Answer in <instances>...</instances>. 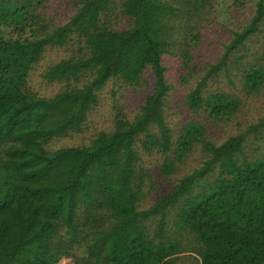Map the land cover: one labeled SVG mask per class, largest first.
Returning a JSON list of instances; mask_svg holds the SVG:
<instances>
[{
    "label": "trees",
    "instance_id": "trees-1",
    "mask_svg": "<svg viewBox=\"0 0 264 264\" xmlns=\"http://www.w3.org/2000/svg\"><path fill=\"white\" fill-rule=\"evenodd\" d=\"M53 1L0 0V264H264V116L221 144L204 122L175 131L165 62L195 82L191 112L229 123L264 89V0H232L252 13L215 63L198 53L215 0ZM37 75L59 87L43 95ZM110 82L150 91L101 131ZM197 147L201 164L156 196Z\"/></svg>",
    "mask_w": 264,
    "mask_h": 264
},
{
    "label": "rangeland",
    "instance_id": "rangeland-1",
    "mask_svg": "<svg viewBox=\"0 0 264 264\" xmlns=\"http://www.w3.org/2000/svg\"><path fill=\"white\" fill-rule=\"evenodd\" d=\"M232 0H215L214 12L208 21L206 28L203 31V48L199 50V59L205 63H215L224 51V46L230 42L233 31L237 30L252 13L245 8L230 10L229 5ZM62 6L57 0L52 2V12L58 10V7ZM65 8V6H62ZM58 13V21L65 23L68 19V15L65 10H61ZM56 16V15H55ZM264 43V41H263ZM65 56L64 51H53L49 54L48 60L59 61ZM166 66L168 68L167 76L168 81L172 86V91L168 99L167 115L170 126L175 131H182L184 126L191 121L205 123L207 129V135L210 139L217 144L223 143L227 138L232 135H236L246 130L251 124L257 123L258 120L264 116V89L258 94L251 97H243V106L241 111L234 117L229 123H222L216 125L210 120L204 112L194 113L191 112L186 106L185 96L189 90L194 87V81L190 80L189 84H184L181 81L182 68L175 58H167ZM150 77L151 75L148 74ZM148 76V77H149ZM152 78V77H151ZM150 78V79H151ZM37 89L43 95H52L59 86L44 85L41 78L37 75ZM224 81L219 85L223 91H233L234 88ZM152 81V79H151ZM114 82H110L101 94V103L97 108V113L93 115V122L95 127L101 131H110L113 129V119L115 117V106L125 107L127 113L134 117L138 113L142 104L143 96L150 90L143 88L140 90H133L128 86L119 85L114 86ZM114 90L115 95H112ZM239 95H243L239 92ZM84 142V136L76 135L74 137L62 139L55 142L56 145L67 144L70 146H78ZM201 148L197 147L191 154L186 164L181 165L173 176H170L167 180L159 179L156 196L166 193L176 183V180L180 179L187 173H191L195 167L201 164ZM156 176L160 178L159 173ZM160 192V193H159ZM152 202L151 197L148 199L146 206ZM59 264H73L70 259H63Z\"/></svg>",
    "mask_w": 264,
    "mask_h": 264
}]
</instances>
